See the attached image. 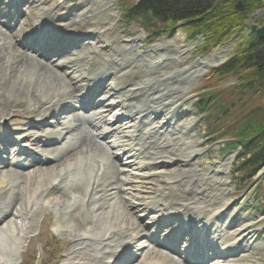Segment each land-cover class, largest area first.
<instances>
[{
  "label": "bare ground",
  "instance_id": "obj_1",
  "mask_svg": "<svg viewBox=\"0 0 264 264\" xmlns=\"http://www.w3.org/2000/svg\"><path fill=\"white\" fill-rule=\"evenodd\" d=\"M73 1H68L67 4ZM94 10L93 15H91L88 19L82 18L78 19L79 15L83 14V11L80 10L78 16H73L69 19L68 24L62 25L61 22L54 20L53 13L48 9L44 8H34L36 11L31 12L30 16H36V21L33 22L35 17L31 18L32 23L27 20L25 23L19 26V31H24V27L26 25H35V31L39 33H43L47 35L49 30H46V25L50 23H58V27H63L60 30V33L67 34V31L73 35L74 33L80 31L81 36L89 37L90 34H94V36H98L96 39L101 40L104 37L103 30L107 27L111 26L114 22V12L113 8L110 5V0H92ZM237 3V2H236ZM242 5L244 6L243 12H239L234 4V9L239 14L246 13V19L242 26L238 29L243 31L244 33H248L247 36L251 37L250 26L254 25L256 27H262L264 24H249L247 20L249 18V13L260 10L255 9L249 13H247V5L245 0H241ZM217 4V3H216ZM215 8V5L214 7ZM66 10V9H65ZM52 16V17H51ZM206 18V17H204ZM203 17H199L198 19L202 20ZM46 23L45 25L43 23ZM78 22L79 24H76ZM84 24V26H82ZM59 30V28H58ZM100 30L98 33L97 31ZM112 39L116 40L115 37L111 36ZM95 39V40H96ZM108 40V39H107ZM110 40V39H109ZM87 41L83 42L81 50L77 51V55L74 56V61H64L62 63H58V67L65 68L62 75L55 74L54 77L48 76L46 73V69H32L30 65L25 64V61L20 59H15L16 54L22 55V53L15 47H9L12 52L10 55L6 54L0 59V68L3 69L4 75L3 79H0L1 84L7 86V90L4 91L0 88V112L1 115L4 116L6 114L5 110L2 112V102L3 99L8 98L10 101V109L11 107H17L22 105H30L35 99H46L52 100L51 96H59L64 101L66 96H71L70 86L67 84L70 82L74 84L75 88L84 83L81 80V76L84 75L83 69L80 67L88 66L91 70L99 72L101 80L108 81L109 84L102 95L104 99H98L96 102L101 103V108L104 110H111L113 112L109 118L108 122L112 124V126L117 127L118 141L125 140L128 135L131 134L133 124L143 121L146 122V134H156L159 135L160 131H162L171 121L175 118V116L180 113L181 116H185L188 107H179L175 105V100L179 97H186L185 94L187 90L192 87L195 81L201 75V72L206 68L205 65L209 63L210 59H222L224 50H216L213 52V55L209 59H203L201 63L196 62L191 66H184L183 68H179V62H183L187 57L186 49L183 46L178 45L179 42H175V39H167L161 42H157L156 44L150 46L146 51L135 55L134 58L127 59V65L121 66L117 69L114 74L108 78V73L111 72H103L108 63L106 64V56L104 55L105 49H102L101 42H97L92 48V51L83 52V47ZM135 40H132V43ZM252 42V41H251ZM122 42H119L121 44ZM125 43V42H124ZM131 43V42H130ZM122 49L126 50L125 46H122ZM76 52V51H73ZM103 53L100 58H95L93 54ZM84 53V54H83ZM13 64H20L18 69H13ZM129 64V65H128ZM184 64V63H183ZM21 68V70H19ZM75 68H79V70H75ZM87 68V69H88ZM115 70V69H114ZM11 71L9 77L6 76V73ZM69 74L68 77L65 74ZM5 88V87H4ZM39 90V91H37ZM37 92V96L35 93ZM6 96V97H5ZM12 99V100H10ZM34 99V100H35ZM8 100L6 102H8ZM21 103L22 105H18ZM4 109L6 108V103H4ZM107 108V109H106ZM138 109H143V111H138V113L134 114ZM144 113L141 117L139 114ZM160 116L158 118V124H153L151 119L153 116ZM192 121L187 122V125H191ZM154 125H158L157 127ZM178 127V126H177ZM131 129V131H130ZM178 133L183 135V132L186 130L185 127L179 126ZM156 135V136H157ZM197 141H189L188 139L183 138H175L173 142L174 151H167L169 157L165 156H156L152 157L154 160L157 158L159 163H170L176 160V162H181V164H185L192 155L196 152L194 150V146ZM166 144V143H165ZM165 144L163 146H165ZM159 149L160 147H155ZM132 144L129 141H125L122 152L130 157L132 155ZM190 151V154L187 152ZM90 153H87L88 156ZM131 158H134L131 156ZM81 159V158H79ZM182 164V167H183ZM67 166L65 167V169ZM128 173L134 172L135 167L131 163H127L125 166ZM218 172H225V169H218ZM175 172H177L175 170ZM56 173V172H55ZM52 173V169H38L31 180L26 183L25 187L22 188L18 193L14 191L11 187L9 180H7L6 176L0 175V199L6 200L5 197H1L2 192L5 189H9L8 197L13 198L12 205L3 206L0 205V214H5V219L0 226V264H19L20 256L17 253L18 247L23 240V235L26 231L24 226V222L28 221L32 223V218L38 211L40 207L37 204V199L43 196L41 190L45 188L46 184L51 185L54 183V174ZM220 191H218L221 196L222 186H219ZM158 191H155L157 193ZM154 193V194H155ZM219 193L214 196L212 194H205L206 198L210 200V204L213 206L212 213L206 217V222H215V216L221 211L224 207V199L219 196ZM150 193V182H147L144 188L139 192L138 198L137 195L131 196L130 198L125 199L126 204L132 210H140L145 213L141 208H148L146 204H150L152 209L158 208L160 205L158 204V200L156 197H149V195H154ZM113 198V195H110ZM137 198V199H136ZM146 199H150L149 202H145L146 204L141 203L142 201H146ZM112 201H120L119 199H112ZM112 213H120L119 216H122L124 213H121L122 210L120 208V204L110 203ZM122 214V215H121ZM219 217V216H218ZM107 217H104V224H108V233H114L115 230L119 229V226H116L117 220L113 218L110 219V222H107ZM123 220V217H121ZM225 223L229 221V223H233V213L227 212L225 214ZM249 220L245 221L237 225L234 229L235 233L240 236H244L246 233L251 231L255 226L251 224ZM203 225V224H202ZM203 225V230H204ZM219 227L216 225L215 231H219ZM202 230V232H203ZM200 232V233H202ZM232 239V238H231ZM230 239V240H231ZM254 245H258L259 241L252 237ZM238 240V239H237ZM166 244V241L163 240ZM173 249V248H172ZM66 255V257H68ZM260 257V256H259ZM71 257H68L67 260L70 261ZM74 260L77 257H73ZM245 259V258H244ZM245 264H256L257 258L255 260L250 259V253L246 256ZM90 260L88 258L80 260L77 264H88ZM253 262V263H252ZM146 264H152V261H149Z\"/></svg>",
  "mask_w": 264,
  "mask_h": 264
},
{
  "label": "trees",
  "instance_id": "obj_2",
  "mask_svg": "<svg viewBox=\"0 0 264 264\" xmlns=\"http://www.w3.org/2000/svg\"><path fill=\"white\" fill-rule=\"evenodd\" d=\"M126 8L128 18L139 20L144 27H175L205 32L206 50L221 45L244 20L232 0H136ZM217 3V4H216ZM247 13L264 7V0H245ZM215 5V8H213ZM199 17H206L202 20ZM239 75L226 92L202 95L197 101L200 114L209 121V134L229 137L226 148L242 147L246 179L264 167V40H245L217 75ZM244 168V169H243Z\"/></svg>",
  "mask_w": 264,
  "mask_h": 264
},
{
  "label": "rangeland",
  "instance_id": "obj_3",
  "mask_svg": "<svg viewBox=\"0 0 264 264\" xmlns=\"http://www.w3.org/2000/svg\"><path fill=\"white\" fill-rule=\"evenodd\" d=\"M232 1H237V0H232ZM52 1H50L49 3L45 4V7L49 6L51 4ZM55 2V1H54ZM57 2V1H56ZM133 0H128L127 2H125V4H130L132 3ZM114 5V8L117 10V5L120 6L121 3H119V0H111V5ZM57 5V4H55ZM41 6V5H40ZM114 9V10H115ZM115 13V12H114ZM118 16V15H117ZM121 17V16H120ZM247 23L251 24H264V7H262L260 10H256L253 11L251 13H249V18L247 20ZM162 27L160 24H157L156 26H154L153 28H149L145 31H142L141 26L136 23L135 21L132 23H124V22H120V20L118 18H116L115 21V27L113 29H116V31L118 32V38L120 40H125L127 38L130 39H135L138 40L137 43L133 44V47L131 48L130 52H127L125 54H123L122 57H119V61L117 62V64L119 63V65L123 64L125 60H127L129 57L133 56V55H137L140 54L144 51H146L150 46L156 44L157 42H161L164 41L165 38L171 37L172 39H175V42H179L178 45L180 44V46H183L186 49L187 52V57L186 59L182 62H179V68L182 69L183 65H192L197 61V58L199 55H204V54H195L191 52V45L194 43L192 41H190V34L192 30H188L187 28L183 27ZM172 29V30H171ZM123 30V31H121ZM30 31V30H28ZM4 34V36L0 37L1 43L4 42V45L0 46V57L3 55V50H6L7 44H6V40L5 38L8 36V32H1ZM111 30H108L107 34H110ZM155 33V34H153ZM237 34V35H236ZM2 35V34H1ZM234 36H238L237 40H235ZM5 37V38H3ZM245 37V34H238L237 31L233 33V36H231V38L226 41L224 44L222 45H218V47H215V51L216 50H222V48H225L226 46H232L233 48V52L234 49L238 46L239 42L241 40H243ZM11 42V41H10ZM145 42V43H144ZM229 47V49H232ZM9 49H7L5 52L8 53ZM230 53L231 50H228ZM230 53H225L223 54V57L228 58ZM227 60V59H226ZM226 60H223V62H225ZM28 63H32V66H35V62L36 61H32V60H27ZM38 64V63H37ZM42 66L46 68V73L48 76L54 77V72L55 69L51 66H48L45 63H40ZM16 66V65H15ZM14 66V67H15ZM36 67V66H35ZM86 67H83V69ZM240 78L239 75H227V76H213L211 74H205V75H201L198 80L197 83L194 85V87L189 90L187 92V95L189 96L188 98H191L189 100H186L188 102H191V105L193 107V103L196 100V98L198 96H200L202 93H211L214 92V94L217 95H225L227 94V90L234 84L236 83V80ZM3 79V78H0ZM39 91V90H37ZM35 95L37 96V92L35 93ZM35 98H33L34 100ZM36 100V99H35ZM181 100H183V98H179L176 101V104L178 105V102H181ZM17 111L23 113L25 112V110L23 109H18ZM191 111L194 114V119H193V123L195 122V125L193 127V133L191 134V136L189 137V140H196L198 142L197 146L198 148H207L209 147L210 152H208V157L209 159H215L218 155L216 152H218L219 150V146L220 144L218 142H212L204 133V130L206 128V125H200V117L197 115L196 113V109L192 108ZM196 135V136H194ZM170 140V139H169ZM201 145V146H199ZM219 145V146H218ZM203 157H205V155H203ZM209 163V161H206V165ZM187 168V167H186ZM190 168V167H189ZM22 187H25V183ZM233 191L231 192V196L233 195L235 188L237 189V186H232ZM248 189V187L246 188ZM153 190V189H152ZM241 193V192H240ZM240 199L242 200V202H246L247 205H252L253 202V196L249 195L247 193H245L244 195L240 194L238 198H236V201H240ZM251 219L253 220V222L255 223H259V225L261 227H264V217H260L259 213L256 212H252V217ZM44 237H42V241H43ZM32 247H33V243H32ZM29 251L32 253L31 249H29ZM33 251H34V247H33ZM26 262H33V261H26ZM31 264V263H30ZM258 264H264V256H261V258L258 260Z\"/></svg>",
  "mask_w": 264,
  "mask_h": 264
},
{
  "label": "water",
  "instance_id": "obj_4",
  "mask_svg": "<svg viewBox=\"0 0 264 264\" xmlns=\"http://www.w3.org/2000/svg\"><path fill=\"white\" fill-rule=\"evenodd\" d=\"M235 8L239 11V12H243L244 10V6L241 3V0H238ZM250 32L253 33L256 37H258L259 39H263L264 40V26L262 27H256L254 25L250 26Z\"/></svg>",
  "mask_w": 264,
  "mask_h": 264
}]
</instances>
